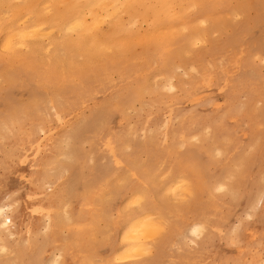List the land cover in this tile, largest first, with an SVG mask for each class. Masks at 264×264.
Wrapping results in <instances>:
<instances>
[{
  "label": "rangeland",
  "instance_id": "1",
  "mask_svg": "<svg viewBox=\"0 0 264 264\" xmlns=\"http://www.w3.org/2000/svg\"><path fill=\"white\" fill-rule=\"evenodd\" d=\"M25 1L0 0V29H6L0 30V205H10L7 213L17 218L8 224L14 234L0 240V248L8 246L0 264H139L129 252L133 243L122 241L129 219L153 226L149 234L156 223L166 225L152 241V254L141 258L147 264L259 261L264 0L186 1L176 20L156 30L122 15L116 43L129 45L121 55L114 48L101 57L78 45L76 34L56 28L44 39L15 38L5 50L3 38L37 15L19 12ZM45 2L34 4L43 18L50 14ZM85 184L95 188L87 218L69 225L61 218L79 210ZM221 186L225 191H217ZM61 187L67 188L61 203L46 209L44 201ZM143 191L148 203L156 201L141 215ZM47 211L61 216L49 243ZM198 225L204 232L193 244Z\"/></svg>",
  "mask_w": 264,
  "mask_h": 264
},
{
  "label": "bare ground",
  "instance_id": "2",
  "mask_svg": "<svg viewBox=\"0 0 264 264\" xmlns=\"http://www.w3.org/2000/svg\"><path fill=\"white\" fill-rule=\"evenodd\" d=\"M4 1V0H3ZM9 1V0H8ZM25 1V0H24ZM39 1L41 0H26L24 5H23V9L22 10H19L20 11H25L27 16L29 17L32 16L33 14H37L35 17H33L32 19V24L27 26L28 22H26L25 26L21 27L20 30H16L13 31L14 29H10L11 31L10 32H14L13 34H9L8 35H4L6 37V40L3 38V41L4 42V48H5V43L7 40L11 39L12 40V46L9 47L8 49L12 50V48L15 46L16 44V39L15 38H43L45 36H49L53 30H55L54 28L56 29H59V30H62V31H66L67 33L68 32H72L74 34L77 35V44L78 45H83V47H87L88 50H89V53L94 54V55H98V56H103L105 55L106 53L112 51L114 48L116 50V52L118 51L119 54L121 55L122 51L124 50V45L126 46V44H124L122 41H120L121 43H116V41L118 40L120 34L119 33H115V31L117 29H120L121 26H120V18L122 17V15H126L128 17V20H130V23H133V24H137L138 25V22L139 20H142L141 22L145 21L149 24V26H151L153 28V30H156L158 29L162 23H169V22H172L173 20H176L178 18V15H177V10H181L183 7H184V4L186 3V1H191L192 0H57V1H54V0H48L44 2L47 4V7H46V10L48 12H50V14L48 16H46V18H43L42 16H44L41 12L37 11L36 10H39L38 9H35L34 7V4L35 3H39ZM6 2V1H5ZM11 2V1H10ZM3 3V2H2ZM0 3V4H2ZM7 3V2H6ZM20 3V2H19ZM125 3H139V4H151V5H157L158 7L156 8H151V9H119L117 7H114V5H120V4H125ZM243 3V2H242ZM246 3V2H244ZM243 3V4H244ZM5 4V3H4ZM45 4V5H46ZM6 5V4H5ZM8 5V4H7ZM11 7L13 5H10ZM39 6V5H38ZM37 6V7H38ZM41 6V5H40ZM245 6V5H244ZM15 8V6H13ZM44 7V6H43ZM17 8V7H16ZM192 8V7H191ZM190 8V9H191ZM247 8V6H246ZM249 8V7H248ZM8 9V8H6ZM41 9V8H40ZM45 10V9H44ZM227 10V9H226ZM241 10V9H240ZM246 10V9H245ZM8 11H10L8 9ZM36 12V13H35ZM47 13V12H46ZM3 14V13H2ZM7 14V12L5 13ZM4 14V15H5ZM11 14V13H9ZM8 14V15H9ZM48 14V13H47ZM3 15V16H4ZM7 15V16H8ZM12 16V15H11ZM10 16V17H11ZM26 16V17H27ZM14 17V16H13ZM48 17V18H47ZM6 18V17H4ZM30 18V17H29ZM28 18V20H29ZM8 19V18H6ZM19 18H17L18 20ZM21 19V18H20ZM217 19V18H216ZM1 20V19H0ZM4 20V19H3ZM10 20V19H9ZM22 20V19H21ZM27 20V19H26ZM122 20V19H121ZM213 20V18H212ZM2 21V20H1ZM13 21V20H12ZM215 21V20H214ZM217 21V20H216ZM5 22V21H4ZM8 20L5 22L6 24ZM13 22H16V20H14ZM31 22V21H30ZM52 22V25H50L49 23ZM1 23V22H0ZM3 23V21H2ZM9 23H12L9 21ZM19 23V22H18ZM17 23V24H18ZM21 23V21H20ZM19 23V24H20ZM23 23V22H22ZM126 23V22H125ZM13 24V23H12ZM104 24H107L108 26V29L107 30H104L103 28V25ZM140 24V23H139ZM143 24V23H141ZM2 25V24H1ZM0 25V27H1ZM4 25V23H3ZM2 25V26H3ZM10 26V24H8ZM24 25V23H23ZM129 25H132V24H129ZM128 25V26H129ZM213 25V24H212ZM8 26V28H9ZM14 26H16V24H14L13 26L11 25V27L14 28ZM111 26V29L110 30V27ZM127 26V27H128ZM134 27V25H132ZM141 26V25H140ZM148 26V25H146ZM19 27V26H17ZM142 27V26H141ZM140 27V28H141ZM16 28V27H15ZM107 28V27H106ZM105 28V29H106ZM125 28V26H124ZM132 28V27H130ZM128 28V29H130ZM4 28L0 29L1 31L3 30ZM69 29H72V31H69ZM162 29V28H161ZM6 30V29H5ZM4 30V31H5ZM9 30V29H8ZM120 30H124V29H120ZM0 31V32H1ZM4 31H2L3 33H5ZM158 31V30H157ZM8 32V31H7ZM6 32V33H7ZM126 32V31H125ZM155 32V31H154ZM56 34V32H54ZM59 33V32H58ZM149 33V32H148ZM153 33V32H152ZM1 34V33H0ZM143 35V34H142ZM141 35V36H142ZM147 35V34H146ZM8 36V37H7ZM68 36V35H67ZM72 36V35H71ZM71 36L70 39L72 38ZM144 37V36H143ZM129 39V37H127ZM132 38V37H131ZM137 38V37H136ZM140 38V37H139ZM15 39V40H14ZM52 39V38H50ZM125 39V38H123ZM158 39H161L158 37ZM164 39V37H163ZM2 40V39H1ZM18 40V39H17ZM28 40V39H27ZM41 41V39H39ZM47 40V39H46ZM131 40V39H130ZM152 39H150L151 41ZM201 40V39H200ZM44 41V40H43ZM50 41V40H49ZM48 41V42H49ZM66 41V40H65ZM64 41V42H65ZM74 41V40H73ZM134 41V40H133ZM155 41V40H153ZM21 42V41H20ZM19 42V44H20ZM32 42V40H31ZM68 42V40H67ZM64 43L63 45L67 44ZM76 42V41H75ZM132 42V41H131ZM146 42V41H145ZM144 42V43H145ZM148 42V41H147ZM18 43V42H17ZM33 43V42H32ZM37 43V42H36ZM50 43V42H49ZM48 43V46L51 45ZM130 43V42H129ZM141 43V42H140ZM140 43H135V44H140ZM1 44V43H0ZM17 44V45H19ZM25 44L27 46V49H28V44L27 42H25ZM35 44V43H34ZM39 44V42H38ZM36 44V45H38ZM69 44H72L71 42ZM134 45V42L132 43ZM142 44V43H141ZM16 45V46H17ZM23 45V43H22ZM30 45V44H29ZM55 45V44H54ZM52 45V46H54ZM78 45L75 47L76 48H82V47H78ZM129 45V44H127ZM1 46V45H0ZM24 46V45H23ZM69 46V45H68ZM72 46H74V44H72ZM31 47V46H30ZM29 47V48H30ZM41 47H42V44H41ZM56 47V46H55ZM67 47V45L65 46ZM71 47V46H70ZM74 47V48H75ZM51 48V47H50ZM73 48V49H74ZM1 49V48H0ZM68 49V48H67ZM83 49V48H82ZM133 49V48H132ZM137 49V48H136ZM168 49V48H167ZM170 49V48H169ZM2 50V49H1ZM19 50V49H18ZM17 50V51H18ZM30 50V49H28ZM34 50V49H33ZM54 50V49H53ZM51 49H49V51H53ZM71 50V49H70ZM75 51H79V50H76L74 49ZM81 50V49H80ZM126 50V49H125ZM228 50V49H227ZM230 50V49H229ZM16 51V50H15ZM14 51V53H15ZM27 50H25L26 52ZM55 51V50H54ZM53 51L52 54H54L55 52ZM75 51H72V52H75ZM86 51V50H85ZM4 52V51H3ZM35 52V51H34ZM36 52L38 53V51L36 50ZM8 53V52H7ZM12 53V52H11ZM17 53V52H16ZM40 53V52H39ZM69 53V52H68ZM67 53V54H68ZM80 53V51H79ZM81 53H83V51L81 50ZM80 53V54H81ZM86 53V52H85ZM20 54V53H19ZM73 54V53H72ZM75 54V53H74ZM73 54V55H74ZM112 54V53H111ZM124 54V53H123ZM11 55V54H10ZM36 55V54H35ZM39 55V54H37ZM71 55V54H70ZM90 55V54H89ZM113 55V54H112ZM119 55V57H120ZM133 55V54H132ZM68 56V55H67ZM83 56V55H82ZM81 56V57H82ZM85 56V54H84ZM53 57V56H52ZM51 57V58H52ZM74 57V56H73ZM86 57H89L88 54ZM83 58L84 60L86 59ZM96 57V56H95ZM114 57V56H113ZM69 58H72V57H69ZM98 58V57H97ZM118 58V57H117ZM121 58V57H120ZM137 58V57H136ZM37 59V58H36ZM74 59V58H72ZM92 59V58H91ZM101 59V58H100ZM54 60V59H53ZM67 60V59H66ZM95 60V58H94ZM105 60V59H104ZM141 60V59H140ZM152 60V59H150ZM39 61V60H38ZM56 61V60H55ZM68 62V61H67ZM141 62V61H140ZM40 63V62H39ZM72 63V61L70 62ZM85 63V62H84ZM90 63V62H89ZM92 63V61H91ZM154 63V62H153ZM57 64V63H56ZM66 64V63H65ZM69 64V63H68ZM71 65V64H70ZM70 65H67L70 66ZM87 65V64H86ZM92 66V64H90ZM66 67V68H67ZM72 67H73V64H72ZM72 67H69V68H72ZM74 68V67H73ZM61 69V68H60ZM172 86V85H171ZM173 87V86H172ZM146 92V91H145ZM260 112V111H259ZM255 129V128H254ZM2 138V137H1ZM2 141V140H1ZM68 141V140H67ZM119 141H117L116 143H119ZM260 142V141H259ZM63 145V144H62ZM110 146V145H109ZM258 146H256L257 148ZM38 151V149H37ZM220 153L222 151H219ZM34 156V155H33ZM24 159V158H23ZM30 166V165H29ZM27 170V169H26ZM145 172V171H144ZM240 173H241V170H240ZM240 175V174H239ZM26 176V175H25ZM179 182H182L185 185H188L190 187V180L187 176H181ZM262 181V180H261ZM69 187V186H67ZM84 187L88 188L86 190V192H88L85 196H82L80 197V202H79V210L74 212V210L72 209L71 211L69 212H66L65 215H63V217L60 218L63 219L62 221H64L65 223H69V225H72L74 226L76 224V222H78L79 219H85L87 218V214H86V211L88 210L87 207L88 205L90 204V201H89V192L93 189H95L94 187H92L91 185L89 184H85ZM65 189H67L66 187H61L59 189H56L54 193L50 194L47 198L46 201V204L48 208L46 209H49L50 207H54L55 205H59L61 203V199L63 197V192L65 191ZM154 195V194H153ZM148 197H149V194L148 192H145L143 191L142 193H140V196H139V199L137 197V200H140L138 202H140L139 204H141L139 207H138V210L139 212H141V215L142 214H145L147 211H148V208L153 204L154 205V200L152 199L153 197H156V196H153L151 198V202L148 203ZM235 197V196H234ZM22 198V197H21ZM30 198V197H28ZM233 198V197H232ZM22 200V199H21ZM158 200V199H157ZM156 201V200H155ZM23 202V201H22ZM44 205V204H42ZM262 206V205H261ZM68 208V207H67ZM11 206L8 205V204H4V205H0V240L1 238L5 237L7 234L9 236H12L14 233L13 231L10 229V227H8V224L9 223H13V226H15L14 224H16V215L15 213H7V212H10L11 210ZM64 209V208H63ZM40 210V209H38ZM137 210V212H138ZM55 211V210H54ZM58 211V210H57ZM56 211V213H58ZM89 211V210H88ZM159 211V210H158ZM33 213L36 212V211H32ZM46 212V211H45ZM65 212V211H64ZM149 212V211H148ZM147 212V213H148ZM56 213H53L51 211H47V220L48 222L46 223L45 225V228L48 230L49 232V236L45 239L47 241V243L49 242H52L54 240V236H55V231H56V228L58 226V223H60V221L58 222V219L59 218V214H56ZM146 213V214H147ZM159 213V212H157ZM155 213V214H157ZM150 214V212H149ZM154 214V213H153ZM140 215V216H141ZM140 216H137V217H140ZM152 216V215H151ZM157 216V215H155ZM159 216H162V215H159L158 214V217ZM136 217V218H137ZM134 218V219H136ZM161 218V217H160ZM133 219V217H132ZM133 219V220H134ZM156 219H159V218H156ZM153 221L155 219H152ZM151 220V221H152ZM129 222L126 223V225L128 224V227L126 228V232L124 233L123 235V242L125 243H129L128 245L126 244L125 246H130V242H132L133 244L131 245H134V242L136 241V239L138 238L134 233H130L127 238L125 237V234L129 232V229L135 225L137 229H139L141 232H144V233H148L151 230V227L153 226H150L147 224L146 221L144 220H136L134 222H131L132 220L129 219L128 220ZM158 221V220H157ZM162 222V221H161ZM157 224V223H156ZM18 228V227H17ZM215 229V228H213ZM20 231V229H19ZM217 233H218V230H217ZM220 233V231H219ZM6 234V235H4ZM151 234V233H150ZM159 235V234H158ZM4 243V242H3ZM5 249H8V246L4 243L3 246ZM1 247V248H2ZM63 252H65L63 250ZM127 252V251H126ZM59 254V252H58ZM61 254V252H60ZM53 257V256H52ZM51 257V259H52ZM60 257V256H59ZM56 258V256L54 257V259ZM53 259V261H54ZM51 261V260H50ZM52 261V262H53ZM60 261V260H59ZM53 264H58V260H55Z\"/></svg>",
  "mask_w": 264,
  "mask_h": 264
},
{
  "label": "snow or ice",
  "instance_id": "3",
  "mask_svg": "<svg viewBox=\"0 0 264 264\" xmlns=\"http://www.w3.org/2000/svg\"><path fill=\"white\" fill-rule=\"evenodd\" d=\"M114 7H117L119 9H151L158 7L157 5H151V4H139V3H125L120 5H114ZM69 31H72V29H69ZM12 46V40L9 39L5 43V50H7L9 47ZM21 47L23 45H20ZM54 111V109H53ZM59 118V117H57ZM12 127H14V118L12 120L11 126L10 122L8 120L5 121L3 128L5 132H11ZM240 169L238 168V171ZM217 191H225V188L223 186L219 187ZM138 202L134 201L132 205H129L130 208H132L134 205H137ZM261 205H264V194L261 196ZM264 211V208L261 209ZM2 211V210H0ZM252 217L248 216V219L250 220ZM240 225H237L236 228H234L231 232V244L234 247H239V239L237 235V231L239 229ZM166 228V225L163 222L157 223L154 226L153 232L151 234L141 232L139 229L136 228L135 225H133L129 232L125 234V237L130 233H134L138 238L134 242V245L129 249L130 253L135 254L131 258L134 260L139 261V264H147L146 261L141 259L142 257H149L152 254V241L155 239L156 235L163 232ZM204 232V226L198 225L192 229L191 235H192V243H196V238L200 235H202ZM7 249L0 248V252H6ZM248 264H264V246L261 248V258L259 261L252 260L249 261Z\"/></svg>",
  "mask_w": 264,
  "mask_h": 264
}]
</instances>
